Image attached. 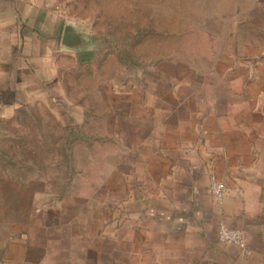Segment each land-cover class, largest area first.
<instances>
[{"label":"rangeland","instance_id":"374dc122","mask_svg":"<svg viewBox=\"0 0 264 264\" xmlns=\"http://www.w3.org/2000/svg\"><path fill=\"white\" fill-rule=\"evenodd\" d=\"M64 12L90 42L65 50L60 32L46 80L14 112L0 106V219L62 201L103 231L109 216L118 264H167L141 207L158 209V104L201 73H237L262 101L264 0H76Z\"/></svg>","mask_w":264,"mask_h":264},{"label":"crops","instance_id":"0c3cea01","mask_svg":"<svg viewBox=\"0 0 264 264\" xmlns=\"http://www.w3.org/2000/svg\"><path fill=\"white\" fill-rule=\"evenodd\" d=\"M72 1L0 0L5 113L32 96L33 82L46 80L44 64ZM238 76H187L192 87L170 90V99L158 104V209L146 201L141 207L158 219V257L164 255L167 264H264V99L253 100ZM212 174L224 184L221 204L209 193ZM87 199L91 210L97 208V201ZM48 205L29 211L23 221L0 219V264H118L109 216L103 231L99 218L84 223L76 216L75 205ZM221 223L243 232L244 250L218 240Z\"/></svg>","mask_w":264,"mask_h":264},{"label":"built area","instance_id":"2783aa9c","mask_svg":"<svg viewBox=\"0 0 264 264\" xmlns=\"http://www.w3.org/2000/svg\"><path fill=\"white\" fill-rule=\"evenodd\" d=\"M209 193L215 202L222 203L225 194L224 184L213 174L209 178ZM217 236L221 243H228L242 250L245 249L244 234L238 229L228 228L221 223L217 226Z\"/></svg>","mask_w":264,"mask_h":264},{"label":"water","instance_id":"95a60500","mask_svg":"<svg viewBox=\"0 0 264 264\" xmlns=\"http://www.w3.org/2000/svg\"><path fill=\"white\" fill-rule=\"evenodd\" d=\"M90 39L83 31L72 23H65L61 30L60 47L65 50L77 51L86 47Z\"/></svg>","mask_w":264,"mask_h":264}]
</instances>
